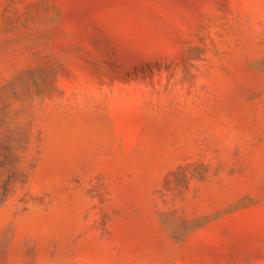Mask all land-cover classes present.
<instances>
[{"label":"rangeland","instance_id":"obj_1","mask_svg":"<svg viewBox=\"0 0 264 264\" xmlns=\"http://www.w3.org/2000/svg\"><path fill=\"white\" fill-rule=\"evenodd\" d=\"M0 264H264V0H0Z\"/></svg>","mask_w":264,"mask_h":264}]
</instances>
